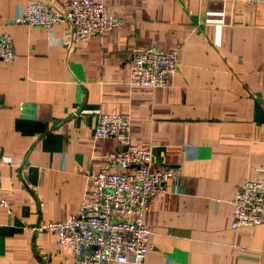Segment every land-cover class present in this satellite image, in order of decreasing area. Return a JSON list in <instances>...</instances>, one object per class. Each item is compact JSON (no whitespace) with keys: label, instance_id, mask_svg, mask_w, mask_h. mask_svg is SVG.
Wrapping results in <instances>:
<instances>
[{"label":"crops","instance_id":"crops-1","mask_svg":"<svg viewBox=\"0 0 264 264\" xmlns=\"http://www.w3.org/2000/svg\"><path fill=\"white\" fill-rule=\"evenodd\" d=\"M30 1L0 0L15 52L0 64V264H74L32 228L76 215L91 176L122 150L94 138L98 115L129 118L149 167L177 171L179 194L142 215L143 264H264V226L229 229L239 185L264 183V2L95 0L122 25L72 44L68 25L14 24ZM149 47L175 51L177 72L163 88L128 86L130 52Z\"/></svg>","mask_w":264,"mask_h":264},{"label":"built area","instance_id":"built-area-1","mask_svg":"<svg viewBox=\"0 0 264 264\" xmlns=\"http://www.w3.org/2000/svg\"><path fill=\"white\" fill-rule=\"evenodd\" d=\"M14 24L41 28L47 33L53 26L65 24L73 29L71 43L77 44L118 29L122 20L110 15L101 1L64 0L57 8L49 0H32ZM14 57L11 36L0 33V64ZM179 65L175 51L154 47L133 50L128 59V86L163 88ZM93 135L95 139L116 140L122 150L109 154L105 166L91 176V191L76 215L62 222H42L32 230L54 234L58 247L70 253L74 264H143L150 231L142 223V215L152 200L179 194L177 171L149 167L151 150L130 143L127 117L98 115ZM112 168L126 173L113 172ZM0 205L7 208L1 194ZM230 208V230L264 226V183L244 180L235 191Z\"/></svg>","mask_w":264,"mask_h":264},{"label":"water","instance_id":"water-1","mask_svg":"<svg viewBox=\"0 0 264 264\" xmlns=\"http://www.w3.org/2000/svg\"><path fill=\"white\" fill-rule=\"evenodd\" d=\"M255 118L256 121L264 123V114L261 112V110L258 107L255 108Z\"/></svg>","mask_w":264,"mask_h":264}]
</instances>
